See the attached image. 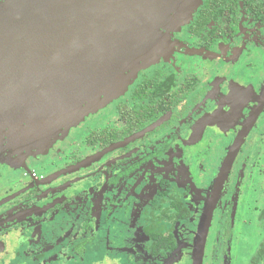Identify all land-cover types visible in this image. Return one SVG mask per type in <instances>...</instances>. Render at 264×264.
<instances>
[{
	"label": "flooded vegetation",
	"instance_id": "obj_1",
	"mask_svg": "<svg viewBox=\"0 0 264 264\" xmlns=\"http://www.w3.org/2000/svg\"><path fill=\"white\" fill-rule=\"evenodd\" d=\"M263 94L264 0H201L120 95L44 148L1 154L0 264H49L57 246L182 264L183 228L197 219L196 240L210 202L202 264H264Z\"/></svg>",
	"mask_w": 264,
	"mask_h": 264
},
{
	"label": "water",
	"instance_id": "obj_2",
	"mask_svg": "<svg viewBox=\"0 0 264 264\" xmlns=\"http://www.w3.org/2000/svg\"><path fill=\"white\" fill-rule=\"evenodd\" d=\"M200 3L0 0V148L18 139L51 143L120 95ZM212 208L201 219L192 264H202Z\"/></svg>",
	"mask_w": 264,
	"mask_h": 264
},
{
	"label": "rangeland",
	"instance_id": "obj_3",
	"mask_svg": "<svg viewBox=\"0 0 264 264\" xmlns=\"http://www.w3.org/2000/svg\"><path fill=\"white\" fill-rule=\"evenodd\" d=\"M264 115V114H263ZM19 138V137H18ZM36 141V140H34ZM48 143H34V142H22V141H18L17 142H5L3 144V146H1L0 148V160L2 159V155L6 153V157H11L13 154H15L16 149L17 150H23V152H26L25 150H30V149H38V148H44L46 145H48ZM4 150V151H3ZM3 151V152H2ZM32 151V150H31ZM29 153V152H28ZM32 153H34V151H32L31 153L27 154V155H31ZM249 203V201H248ZM246 205V204H245ZM244 205V209L250 210V208L248 206H246L245 208ZM245 212V210H244ZM241 218L239 219L240 222L243 221V214ZM196 228H197V219H194L191 223H189L188 225H186L183 228V236H184V242H185V251H186V255L184 260L182 261V264H191V254L193 251V246H194V240H195V233H196ZM247 238L248 241L250 242L253 238V235L251 234V231L248 230L247 233ZM59 251V247H54L51 251H49L48 253H50V256L48 257L49 259L47 261L53 262V263H58V264H102L101 262V253L100 252H93V250H90V252L88 254H83V255H77L76 251L74 252V254H72L70 251H66L65 252V258L63 256H59L58 254ZM243 255L246 256V253L243 251ZM46 261V262H47ZM9 264H23V261L21 260H10ZM26 264H33V263H26Z\"/></svg>",
	"mask_w": 264,
	"mask_h": 264
}]
</instances>
